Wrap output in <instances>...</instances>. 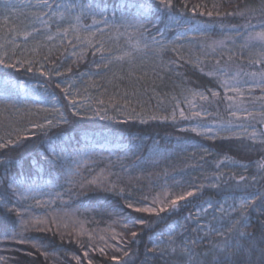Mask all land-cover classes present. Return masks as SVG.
Returning a JSON list of instances; mask_svg holds the SVG:
<instances>
[{
	"label": "trees",
	"instance_id": "trees-1",
	"mask_svg": "<svg viewBox=\"0 0 264 264\" xmlns=\"http://www.w3.org/2000/svg\"><path fill=\"white\" fill-rule=\"evenodd\" d=\"M258 1L212 0L210 8L221 13H233L246 6L254 7ZM81 2L87 4L89 0ZM174 2L177 10L183 9L185 2L188 9L200 4L204 11L208 6L202 0ZM122 3L123 0H104L108 13H111L117 4ZM214 4L219 7L213 8ZM2 9L0 5V11ZM135 11V8L124 9V14L131 16ZM119 16L120 12H117V17ZM33 18L35 19L31 13L25 12L20 19L21 25L28 27ZM221 20L224 21L223 27L237 23V20L229 15H222ZM153 22L157 26L151 29V33L157 35L165 31L164 20L157 23L153 16ZM210 29L212 30L208 33L209 36H218L215 35L219 33L216 28ZM17 50L10 45L0 49V57L7 53V56L3 57L5 64H16L15 68L0 65V142L8 138L15 139L18 134L27 135L25 130L30 128V122L44 123L45 117L51 119L55 115L41 109H51L55 106L64 111L72 123L59 125L55 129L46 128L44 132H37V137L22 140L19 145L9 149H0V152L4 153L0 156V198H7L10 201L9 206L31 205V211L25 219H47L56 216L61 225L59 230L55 224H49L52 231L31 229L25 233L42 244L39 251L30 244L21 245L11 241L0 243V256L8 257V264H76L74 255L81 257L82 264H87V259H92L93 264H113L111 256H121L122 252H117L115 248H106L107 255H101L98 250L93 251L88 245L98 249L114 243L130 253L129 264H162L158 256L145 253L153 244L166 241L170 228L175 229L176 243H180L181 239L203 236L209 229L220 227V217L223 213L217 209L221 204L229 211V205L238 203L247 196L245 189L227 187L222 181L220 188L210 187L211 184L217 183L213 174L218 170L226 176L229 173H236L237 176L254 174L251 167L245 173L244 169L232 165V160L249 164L260 159L259 153L247 154L240 150L241 140L252 143L246 136L240 140L222 138L228 136L208 139L206 136L185 130L190 129L188 123L171 119L168 112L157 115L168 116L167 120H151L150 116H136V119L130 120L128 114L117 112L110 105L105 106L102 111L96 110L99 115H94L93 110L82 106L79 108L81 114L73 116L71 109L67 107L69 97H65L63 90L68 88L70 98L74 100L76 96L73 91L76 86L78 94L83 92L78 82L86 80V77L91 78L87 70L92 69L95 58H91L90 52L87 51L83 58L69 60L62 50H54L46 57L19 56ZM162 56L169 61L170 69L157 68L144 62L142 70L138 73L122 71L114 77L107 74L109 85H117L118 94L122 95L127 92L131 96L135 91L137 95L131 96L133 102L140 100L138 93H146L148 108H157L156 105L167 108L188 90L204 92L210 97L209 90L217 87L216 78L208 75L215 66L214 60L203 59L201 67L197 63L181 60L171 51H163ZM42 72L48 75H42ZM56 72L62 75L57 76ZM120 75L131 77H127L128 81H122ZM18 81H23L24 86L17 87ZM96 82L99 83V80ZM111 89H114L112 85ZM53 97L56 98L55 101ZM167 101L169 104L165 105ZM208 107L210 111L213 108L209 105ZM142 120L146 122H141ZM204 120L193 121L199 123ZM259 129L264 136V126L261 125ZM61 130L62 134L57 136L56 133ZM46 150L54 159H59V164L50 173L34 166L39 154ZM225 155L231 159L224 160ZM217 164H220L219 169ZM67 173L72 174L66 175ZM29 174L31 180L24 186L29 190L30 198L18 204V197L13 196L9 185L14 180L23 181ZM100 177L107 178L105 187H78L81 182ZM69 179L75 187L66 182ZM174 184L185 188L204 184L205 188L202 194L190 198L186 204L181 202L180 208L174 213H161L163 219L159 221L154 215L135 213L131 210L121 211L125 200L135 203L148 197L147 202L150 203L152 197L165 185L172 191H179V188L172 187ZM112 185H115V190L108 191L107 188ZM120 189H124L122 195L118 194ZM57 192L62 193V196L54 199ZM36 201H41V204L37 205ZM49 201L53 202L48 203ZM209 203L214 207L208 208ZM201 209L206 211H199ZM230 215L235 218V213ZM137 218L148 219L151 227L131 224L127 229L123 227L131 219ZM12 219H15V213L12 214ZM261 222H264V216L260 215L257 209L250 215V228L247 231H254L259 237ZM65 224L68 225L67 228L63 227ZM81 224L84 234L77 237L76 232L80 230ZM179 225H184V228H179ZM113 229L115 233L122 234V241L113 239ZM193 229L197 231L193 232ZM132 232L138 233L137 237L133 238ZM209 239L213 237L210 236ZM85 250L89 253L87 258L83 256ZM45 251L49 253L48 259L42 254ZM29 252L32 255H28Z\"/></svg>",
	"mask_w": 264,
	"mask_h": 264
},
{
	"label": "snow or ice",
	"instance_id": "snow-or-ice-1",
	"mask_svg": "<svg viewBox=\"0 0 264 264\" xmlns=\"http://www.w3.org/2000/svg\"><path fill=\"white\" fill-rule=\"evenodd\" d=\"M28 8L36 9V11L32 12V15L35 19L46 28L51 27L50 21L53 18H57L59 20H70L71 22L67 27L57 28V34L62 35L63 37H67L69 33L74 35L75 41L83 44L86 43L89 47L95 46L93 41L97 33H101L104 29L95 28L92 30V26L104 23L105 29L109 28V22L107 18L108 8L104 5V0H89L87 4L81 3L77 4L76 0H63L62 3L52 4L49 0H38L36 4H28L25 5ZM16 5L5 4L3 9L9 15H5L3 17L4 24L8 23L9 16L12 12L16 10ZM218 5H213V8H218ZM135 8L136 11L131 16L124 14V9ZM41 9H48L49 11L45 12ZM188 9V4L185 2L184 8L180 9V11H184ZM202 5L196 4L191 8L193 13H196L200 10L201 15H207L209 17L216 15H240L243 17L245 15L244 12L239 13H221L220 11H207L204 12L201 10ZM250 12H255L254 9H250ZM117 12H120V16L117 17ZM89 15L92 17V25H84L81 22L83 16ZM261 15H264V9H262ZM100 16L102 19L97 20L96 17ZM111 16L113 20L117 18L120 20V23L123 24L125 28H133L138 34L139 39L133 41L131 37H129L130 48L128 50H123L118 55H112V48L106 47L104 42L97 41L98 47L96 50L98 52L109 53L107 59H104L102 56V62L96 64L97 69L107 70L113 64V62H123L127 60V62L131 65L135 61V53H137L140 49H147L149 47V42L153 45L159 44V41L153 36L149 41V36L151 33V29H155L157 24L153 22V16H155L157 23L161 20H166L168 26L169 24L178 23L177 16V7L174 3V0H123L122 4H117L116 7L112 9ZM44 17H48L47 20L43 19ZM117 31L119 29V25H116ZM236 28L237 26H232ZM243 27L245 28H254L255 26L250 23L245 24ZM259 31H249L244 36V44L241 45V48H250L255 44L259 43L260 51L256 53V59L252 61L253 64H260L262 66V70L259 73H245V75H251L253 78L256 76H260V80L256 82L255 86L261 89H264V21H261L259 24ZM39 32V29L33 27L32 31H23L19 32L17 27L13 25L9 28L8 34L16 33L17 35H23L25 39L32 36L33 33ZM82 33H86L82 36ZM237 36H240V32H236ZM15 37L13 36L12 40L5 39V43H14ZM49 40L52 39L51 36L48 37ZM72 43V41H69ZM218 44H223V41L218 42ZM76 45L73 44V47ZM4 44H0V48H3ZM163 47V45H161ZM173 51H176L174 48ZM215 51V48L212 49ZM73 55H76L74 52ZM7 53H3V57H6ZM0 57V65H5L6 67L15 68L16 64H5V59ZM242 58V57H241ZM229 60L232 59L230 55L228 57ZM25 63V62H21ZM217 65L220 64V61H216ZM202 70V69H201ZM31 71V69H29ZM70 72L71 69L69 68ZM42 75H48V73H41ZM55 75L60 76L62 73L56 72ZM208 75H219L221 77L220 86L223 88L226 99L230 102L228 104V108L231 110L233 107H237L233 102L237 100V97L242 96L243 92L241 88L236 87L235 85L239 83L238 77L240 76V72H237L235 75H229L227 69L217 68L216 72H209ZM10 83V82H6ZM17 87L24 86L23 81H18L16 84ZM59 87V85H57ZM65 97H69L67 107L71 109L73 116H79L81 113L79 108L83 105H78L77 102L70 98V90L65 88L64 90ZM211 97L215 98L220 95L217 91L209 90ZM234 92L237 96H229L227 93ZM193 97L199 96L200 100L207 101L209 100V95H206L204 92L193 91L191 93ZM137 93L133 91L131 93L132 97H135ZM55 97L53 100L55 101ZM88 99V98H86ZM258 99L264 100V96L259 97ZM98 104L104 105L108 104L112 106L117 112L121 111L120 104L122 103L124 109H128L132 104V99L130 98L129 93L125 92L121 97L120 101H117L115 97H109L108 101L103 99H99L96 101ZM139 103V101H137ZM179 107V104L176 105ZM194 108L195 105L193 104ZM45 112L54 113L53 117L49 119L48 117L44 118V123H31L30 128L26 129L25 132L27 135L21 136L17 135L15 139L8 138L0 142V149H9L12 146H17L20 144L22 140H28L31 137H37V132H44L45 129H55L58 128L59 125H67L71 124L72 121L69 116L65 115L64 111H61L59 108L53 106L51 109H41ZM106 111V109H105ZM134 112L135 110L132 109ZM94 115H99V111H93ZM181 117L185 116L184 110L181 108L179 112ZM239 114V109L237 111H230V116H237ZM244 114L248 117H252L253 113L247 112L244 110ZM207 116L211 115L210 113L203 112H194L193 116ZM261 122H264V111L259 113ZM108 119H112V117H107ZM135 115L128 114V119H136ZM176 114L175 109L173 110L171 119L175 120ZM151 120H167L168 116H157L151 115L149 117ZM141 122H146L142 120ZM215 123V121H213ZM232 122L228 121L227 124L223 125L222 130H225L228 125ZM35 130V131H34ZM190 130L193 133H196L200 136H207L208 139H216V135L212 134L213 129L211 127L202 126L201 128L191 127ZM62 134V130L56 133L57 136ZM247 136V139L252 143H246L241 140L240 150L246 152L247 154H260V159L251 161L249 164L241 163L236 160H232V165L235 167H240L244 169V172L247 173L248 168L251 165L255 166V173L252 175L241 174L237 176L236 173H229L227 176L225 173L220 172L219 170L214 173V177L217 180V183H213L210 185L212 188H220L221 183L227 187H237L243 188L247 191V196L241 199L238 203H234L233 205H229L228 210L225 209L224 205L221 204L217 211L223 213L220 217V227L209 229L203 236H197L195 239L183 240L181 239L180 243H176V233L175 229H169V236L166 241H159L158 243L153 244L151 249L146 250V255H154L158 256L162 261V264H264V222H261L260 225V235L256 236L254 231H247L250 228V215L253 211L259 210V214L264 216V138H257V134L255 131L252 133L246 132H236L232 133L231 136L222 137L223 139H232L236 138L240 140L241 137ZM2 139V138H0ZM4 155V153L0 152V156ZM231 159L227 155L224 156V160ZM59 164V159H54L52 154L47 150L39 154V158L34 161V166L41 170H47L49 173L52 169ZM220 164H217V169H219ZM72 173H67L66 175H71ZM31 180V175L25 176L23 181L14 180L12 184L9 185L10 190L14 197H18L17 203L20 204L21 201L30 198L29 190L25 188V183ZM69 184H72L73 187L76 185L69 179L66 181ZM108 183L107 178H93L92 180H86L84 182L79 183L78 187L80 189H84L86 186L96 185L97 187H105ZM172 187L179 188V191L170 190L169 186L165 185L164 188L156 195H154L151 199V202L148 203V197L142 198L140 201L131 202L130 200L124 201V208L121 211L131 210L135 213H144L149 216H155L157 221L162 220L161 213H174L181 206V202H185V204L189 201L190 198H196L198 195L202 194V190L205 188L204 184H200L199 186L191 185L188 187H184L179 184H174ZM108 191H114L115 185L107 188ZM124 189H120L119 195H122ZM62 196V193H55V198H59ZM34 199V197H31ZM53 201H49L48 203H52ZM37 205L41 204V201H36ZM10 201L7 198H0V243H5L8 241L15 242L21 245L30 244L32 248L37 251L40 250L42 244L38 241L33 240L32 238L25 235L31 229H37L40 231H52V228L49 227V224H55L56 229L59 230L61 225L57 221L56 216H50L47 219H42L39 217L28 218L25 219L26 216L29 215L31 211V205L24 206L20 204V207H16L15 205L9 206ZM213 204L209 203L208 208H213ZM199 211H206V209H201ZM15 213V219H12V214ZM230 213H235V218H233ZM191 215V214H189ZM227 217V219H225ZM216 219V217H213ZM78 223V222H74ZM155 223V222H152ZM131 225H141L145 228H150L151 223L146 218H137L131 219L129 223L123 225L125 229H127ZM227 225V226H225ZM63 227L67 228L68 225L65 224ZM179 228L183 229L184 225H179ZM193 232H196L197 229H193ZM114 232V229H113ZM84 234L83 225H80V230L76 232L77 237ZM138 233L132 232L131 236L133 238L137 237ZM213 237V239H209V237ZM91 239V237H89ZM113 239L123 240L122 234L115 233L113 235ZM79 242V241H78ZM83 248L84 245L82 244ZM89 248L93 251L98 250L101 255H107L106 248H115L117 252H122L121 256L112 255L111 261L113 264H129L130 253L128 251H124L122 247H118L117 244H106L105 247H101L96 249L93 245L89 244ZM203 249V250H198ZM45 259H48L49 253L47 251L42 253ZM88 251L85 250L83 252V256L85 258L88 257ZM28 255H32L31 252ZM8 257L0 256V264H8ZM73 259L76 261V264H82L81 257L78 255H74ZM87 264H93L92 259H87Z\"/></svg>",
	"mask_w": 264,
	"mask_h": 264
},
{
	"label": "rangeland",
	"instance_id": "rangeland-1",
	"mask_svg": "<svg viewBox=\"0 0 264 264\" xmlns=\"http://www.w3.org/2000/svg\"><path fill=\"white\" fill-rule=\"evenodd\" d=\"M202 1L203 3L208 4L207 10H204V12L212 11L210 8L212 0ZM37 2L38 0H2V3L0 4L2 8L5 4H12L16 5L17 7L16 10L9 16L7 24H4L3 17L9 14L6 13L4 9L0 11V44H4V47L0 49H5L7 45H10L12 48L18 49L17 55L26 57L37 55L46 57L54 50H62L64 51L63 53H66V57L69 60H74L77 57L83 58L87 51H89L92 55L91 58H95V60L92 62V69L87 70V74L91 75V78L86 77V80L78 82V86L83 89V92L80 91L78 94L76 90L77 86L73 91V94L76 96L75 101L79 105L82 104L83 107L90 108L93 111H102V109H104L105 106H108V104H98L96 102L97 100L103 99L108 101L109 97L114 96L117 101H120L123 95L118 94L119 88L113 83L111 85L114 87V89H111L107 74H110L111 76L113 75L114 77L115 74L121 73L122 71H126L130 74L134 72L138 73L142 70L141 66L144 62L157 68L170 69L171 66L168 65L169 61L165 60V58L162 56V52L171 51L181 60L185 62L187 61L197 63L200 66L202 65L203 59L214 60L215 66H213L210 71L213 73L216 72L217 68L227 69L229 75H235L237 72H240V76L238 77L239 83L235 86L241 88L243 95L237 97V100L233 102L235 105H238L239 114L235 117L229 115L230 111H237L238 109L237 107H233L231 110L228 108V104L230 102L226 99L223 88L220 86L221 77L219 75H211L216 78L215 80L217 82V87L211 90L219 92L220 95L218 97L213 98L210 95L209 100L202 101L200 100L199 96L193 97L191 94L193 91L188 90L181 94L180 99L172 101L173 104H170L167 108H164L160 105H156L157 108H148L149 105L146 103L148 102L147 97L145 96L146 93H138L140 94L138 95L140 97V100L138 99L139 103L132 102L128 109H124L121 103L120 112L132 114L138 117L160 115L162 112H168V115L171 118L173 110L175 109V121L181 123L186 122L190 128L197 127L199 129L202 126L211 127L213 129L212 134L216 135V137L231 136L232 133L236 132L252 133L255 131L258 139L264 138L261 130L259 129L261 125L264 126V122H261L259 116V113L264 111V100L258 99L259 97L264 96V89L255 86L256 82L260 80L259 75L255 78H253L251 75H245V73H259L262 70V66L260 64L252 63V61L257 58L256 53L260 51V45L257 43L250 48H241V45H243L245 42L244 36L249 31L260 30L259 24L261 21H264V15H261L262 9H264V0H259L254 7L246 6L239 11L233 12H244L245 15L243 17L240 15H231L230 17L237 20V23L235 22L236 24H233L229 27H223L222 23L224 21L221 20L222 16L213 15L209 17L207 15H201L200 10H198L196 13H193L191 8L186 11H180L179 9L177 10L176 16L178 23H173L166 26L167 21L164 20L165 31H161L157 35L151 33L152 36H149L150 39L154 36L156 40L159 41V44L153 45L149 43V47L147 49H140L137 53H135L136 58L133 64L130 65L127 60L123 62H113V64L107 70L96 68V64L102 62V56L104 59H107L109 56V53L107 52L101 53L96 50L98 47L96 42H104L106 47L112 48V55H118L121 51L128 50L130 48V44L128 42L129 37H131L133 41L140 38L139 34L133 28H125L123 24L120 23V20H113L111 13H107L110 27L105 29L104 23L93 25L92 30H95V28H100L104 29V31L96 34L93 41L95 46L89 47L86 43L81 44L75 41L74 35L72 33H69L67 37L57 34V28L67 27L71 22L67 19L59 20L57 18H53L50 21L51 27L46 28L33 18L31 19L28 27H23L20 22L22 21L20 19L23 14L25 12L32 14V12L36 11V9L28 8L25 5H34ZM49 2L56 4L62 3L63 0H49ZM76 3L81 4L82 2L81 0H76ZM250 9H254L255 12H250ZM41 10L45 12L49 11L48 9ZM215 11L216 10L213 9V12ZM43 19L47 20L48 17H44ZM96 19L101 20L102 18L97 16ZM81 22L84 25H92V17L85 15L82 17ZM247 23H250L255 27H243ZM13 25L17 27L19 32H31L33 27L39 29V32L33 33L32 36L27 39H25L23 35H17L16 33L9 35V28H11ZM116 25H119L118 31ZM232 26L237 27L233 28ZM212 27L219 31L218 34H215L218 36H209L208 33H210L212 30L210 29ZM237 31L240 32V36L236 35ZM85 34L86 33H82V36ZM13 36L15 37L14 43H5V39L12 40ZM49 36L52 37L51 40L48 39ZM69 41H72V43H69ZM220 41H223V44H218ZM73 44L76 46L73 47ZM161 45H163V47H161ZM174 48L176 51H173ZM213 48H215L214 52L212 51ZM74 52L76 55H73ZM230 55L232 56L231 60L228 59ZM217 60L220 61L219 65L216 63ZM127 77L124 75L119 76L122 81L127 79ZM96 80H99V83L96 82ZM128 80L129 79L125 81ZM100 81H102V83H100ZM227 95L237 96V94L234 92H229ZM130 98L133 101L131 96ZM166 104H169V101H167L165 105ZM177 104H179V107H176ZM193 104L195 105L194 108L192 107ZM208 105L213 107L211 111L208 110ZM181 108L184 110V117H181L179 114ZM132 109L135 111L133 112ZM244 110L253 113V116H246L244 114ZM198 111H206L211 115H202L199 117L193 116V113ZM195 119L205 120L198 123L193 121ZM213 121H215V123H213ZM228 121H231L232 123L228 125L225 130H222L223 125L227 124ZM250 167L253 173H255V166L251 165Z\"/></svg>",
	"mask_w": 264,
	"mask_h": 264
}]
</instances>
